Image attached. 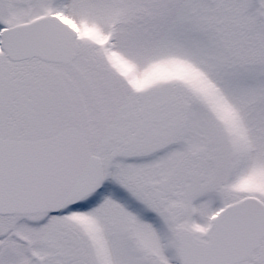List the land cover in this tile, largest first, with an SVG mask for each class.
I'll use <instances>...</instances> for the list:
<instances>
[{"label":"snow or ice","instance_id":"obj_1","mask_svg":"<svg viewBox=\"0 0 264 264\" xmlns=\"http://www.w3.org/2000/svg\"><path fill=\"white\" fill-rule=\"evenodd\" d=\"M0 264H264V0H0Z\"/></svg>","mask_w":264,"mask_h":264}]
</instances>
